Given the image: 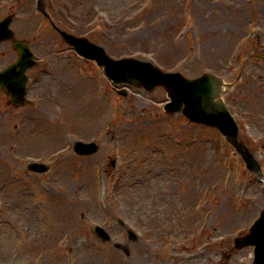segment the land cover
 Returning <instances> with one entry per match:
<instances>
[{
  "label": "rangeland",
  "instance_id": "374dc122",
  "mask_svg": "<svg viewBox=\"0 0 264 264\" xmlns=\"http://www.w3.org/2000/svg\"><path fill=\"white\" fill-rule=\"evenodd\" d=\"M35 1L0 0L1 16L15 5L14 38L46 70L26 109L4 111L0 99V264L222 263L264 208V184L216 130L166 116L164 90L116 95ZM49 11L75 36L93 16L92 42L113 59L148 61L188 79L209 72L231 84L223 98L264 181V0H52ZM15 60L11 43H0V69ZM77 140L96 141L98 152L73 154ZM36 158L56 160L41 181L25 169ZM225 263L251 264V249Z\"/></svg>",
  "mask_w": 264,
  "mask_h": 264
},
{
  "label": "water",
  "instance_id": "95a60500",
  "mask_svg": "<svg viewBox=\"0 0 264 264\" xmlns=\"http://www.w3.org/2000/svg\"><path fill=\"white\" fill-rule=\"evenodd\" d=\"M63 34V33H62ZM8 32L6 38H11ZM65 39L76 46V49L83 55L95 58L94 55L86 53V46L81 40L74 39L63 34ZM22 60L12 67L7 73L9 82L16 85L20 75L27 67L29 56L25 44L15 43ZM94 49H92L93 51ZM91 53V52H90ZM98 62L105 66L107 76L116 83L126 82L135 86H142L147 90H152L157 86L163 87L167 91V97L170 100L165 106L168 112L182 111V113L191 121L208 127L219 129L230 141L234 143L237 128L227 109L221 100H216L223 88L220 79L204 74L202 77L194 80H186L181 75L165 74L151 64L137 61H119L112 63L99 55ZM15 79V80H14ZM14 91V85L13 89ZM103 239L108 237L102 235ZM254 246L253 264H264V211L259 219L250 229V233L235 240V247Z\"/></svg>",
  "mask_w": 264,
  "mask_h": 264
},
{
  "label": "bare ground",
  "instance_id": "6f19581e",
  "mask_svg": "<svg viewBox=\"0 0 264 264\" xmlns=\"http://www.w3.org/2000/svg\"><path fill=\"white\" fill-rule=\"evenodd\" d=\"M19 135H20V133L17 136H19Z\"/></svg>",
  "mask_w": 264,
  "mask_h": 264
}]
</instances>
